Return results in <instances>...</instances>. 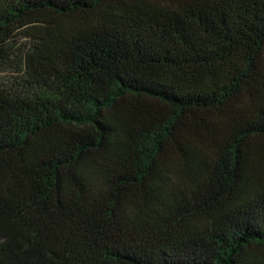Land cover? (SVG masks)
I'll list each match as a JSON object with an SVG mask.
<instances>
[{
    "label": "trees",
    "instance_id": "1",
    "mask_svg": "<svg viewBox=\"0 0 264 264\" xmlns=\"http://www.w3.org/2000/svg\"><path fill=\"white\" fill-rule=\"evenodd\" d=\"M0 264H264V0H0Z\"/></svg>",
    "mask_w": 264,
    "mask_h": 264
}]
</instances>
